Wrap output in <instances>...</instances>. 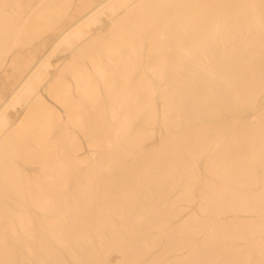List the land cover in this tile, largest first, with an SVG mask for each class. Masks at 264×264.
I'll list each match as a JSON object with an SVG mask.
<instances>
[{"label":"bare ground","instance_id":"6f19581e","mask_svg":"<svg viewBox=\"0 0 264 264\" xmlns=\"http://www.w3.org/2000/svg\"><path fill=\"white\" fill-rule=\"evenodd\" d=\"M71 1L0 0V117L95 24L45 85L67 131L38 89L0 131V264H264V0Z\"/></svg>","mask_w":264,"mask_h":264},{"label":"rangeland","instance_id":"374dc122","mask_svg":"<svg viewBox=\"0 0 264 264\" xmlns=\"http://www.w3.org/2000/svg\"><path fill=\"white\" fill-rule=\"evenodd\" d=\"M76 1L77 0L71 1V7L74 5ZM125 1L126 0H119L117 3H115V6L121 3H125ZM109 13H110L109 10H107L105 14H100L97 17V21L95 23L99 24L104 20H106L107 15ZM94 27H95L94 23L88 26H84V28H82V30L71 40L67 41L66 43L53 46V48L45 55L46 58L44 62L37 69L35 76L33 77L29 86L19 95H17L14 98H11L8 106L6 107V110L3 112V114L0 117V131L8 124L6 123L8 119L16 118L18 116L20 111H22L23 109V104L25 103V101L32 95L33 91L37 89L42 92L43 100L49 105H51L56 112L61 113L65 117L62 120V124L60 125L63 127V131H67V129L70 127V123L68 120L70 113L68 107L63 103H61L60 101H58L57 99H55L48 90H45V85L48 83L51 77V72L56 70L55 67L56 64L59 66V69L56 73V78L59 79L60 82L71 81L73 79L74 67L68 63L70 59V47L76 44L78 40L79 41L82 40L84 35L87 34ZM49 42L51 43L52 41ZM45 51H46V47H41L38 52L30 51L26 53L23 58L24 66L27 65L25 68H27L29 64H32L34 61H36V59H38V57H40L43 53H45ZM94 55H97V53H95ZM82 58H83L82 63L86 62V64H90L92 68L94 67L93 62H91L88 55L82 56ZM15 70L16 68H14V65L10 66L7 80L0 84V89H2L0 91L1 98H5L8 95V93L11 91L13 83L21 76L19 72ZM105 94L106 91L102 89L101 95L104 96ZM26 121L27 120H25V123ZM71 129L75 131L78 141H80L82 144L81 149L78 151V154L80 156H86L90 154L93 147L89 145V138L84 134L82 129H80L79 127H71ZM21 165L27 172L28 171L32 172L36 170L35 168H39L38 165L35 166V163L33 164L23 163ZM119 260L120 258L118 256H113L109 260V263L115 264Z\"/></svg>","mask_w":264,"mask_h":264}]
</instances>
